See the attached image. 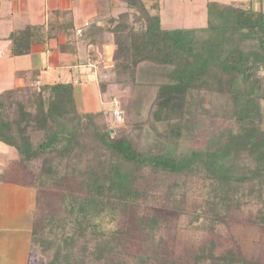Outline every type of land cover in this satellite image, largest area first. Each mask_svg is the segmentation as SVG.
<instances>
[{"label":"trees","instance_id":"1","mask_svg":"<svg viewBox=\"0 0 264 264\" xmlns=\"http://www.w3.org/2000/svg\"><path fill=\"white\" fill-rule=\"evenodd\" d=\"M252 2L208 1L204 26L166 29L162 0H111L115 15L87 25L77 41L69 38L86 42L84 64L97 61L102 103L117 98L126 110L121 127L111 128L104 110H81L73 83H31L0 93V143L21 165L40 161L41 178L74 184L81 193H64L62 218L50 216L40 229L32 225V248L44 252L51 245L36 233L59 228L60 243L47 264H129L128 255L147 264L153 256L128 254L123 236L130 230L149 241L159 229L163 218L148 205L149 189L183 200L189 184L201 183L211 215L198 216L211 223L240 207L247 191L264 202V7L263 0ZM45 40L42 26L17 31L12 55H27ZM107 45L113 50L104 62L99 54ZM141 208L149 212L135 228L117 224V217ZM251 222L264 227V203ZM190 257L192 264H253L232 250L215 255L212 243Z\"/></svg>","mask_w":264,"mask_h":264},{"label":"rangeland","instance_id":"2","mask_svg":"<svg viewBox=\"0 0 264 264\" xmlns=\"http://www.w3.org/2000/svg\"><path fill=\"white\" fill-rule=\"evenodd\" d=\"M210 1L230 3L226 0ZM257 1L253 0L252 5L254 6ZM110 2L111 0H107V3ZM248 2L249 0H244L242 5L248 6ZM206 3L207 0H162L163 27L173 29L204 26L206 24ZM78 7L82 12H85L84 15L94 10V5L90 1H82ZM76 97L79 107L85 112L104 110L106 121L111 128L121 127L127 123L128 114L121 106V102L115 98L109 104L102 103L94 83L79 87ZM261 115L264 128V102H261ZM39 136L41 137V135L34 136V143L40 140ZM8 150L9 147L0 143V175L4 173L6 181H11V184L15 185V189H13L15 196H12L10 203L12 208L14 209L15 203L19 202L22 213L27 209L29 222L34 225L35 229L44 227L50 216L55 215V217L62 218L61 202L64 193L71 191L81 195L75 185H55L52 181H48L44 177L41 178L38 175L40 171V161L38 160L21 165L15 160L14 155H10L4 164V156L7 152L9 153ZM166 183L168 185L172 183V180H167ZM189 186H192V190L185 188L186 197L183 200L179 196L174 198L168 193L165 194V191L149 189L148 205L159 212L163 221L149 241L138 232L132 233L130 230L126 232L123 236L129 242L126 252L153 256V259L147 264H192L190 257L192 253L212 243L215 255L232 250L239 252L248 262L264 264V227L256 226L251 222L252 216L257 213L264 202H259L255 194H250L247 191L240 207L227 212L222 211L218 214L220 217L216 220L217 223H211L209 218H204L211 215L209 205L205 202L208 188H204L201 183L195 181ZM147 212L149 211L141 208V210L131 213L130 218L117 217V224L127 226L130 223L135 228L138 218L147 215ZM201 213L205 216L199 217L198 215ZM225 214L228 215L227 221L222 220ZM58 222V219L56 222L54 219L51 224L58 225ZM86 223L87 221H84L83 227ZM117 224L106 223V227L113 229ZM85 230L86 232H84L89 235L90 229ZM39 232L38 236L45 240V245L49 243L51 249L44 252L40 247L34 245L36 254L31 259V264H47L55 252V247L60 243L61 236L58 227L53 228L52 232L44 229L39 230L36 236ZM123 257L126 258L127 255ZM126 259L129 264H139L129 255ZM115 261L118 262L117 257Z\"/></svg>","mask_w":264,"mask_h":264},{"label":"crops","instance_id":"3","mask_svg":"<svg viewBox=\"0 0 264 264\" xmlns=\"http://www.w3.org/2000/svg\"><path fill=\"white\" fill-rule=\"evenodd\" d=\"M82 1H90L94 10L84 15L85 12L78 7ZM226 1L238 4L244 0ZM110 13L115 15L117 11H111L107 0H0V93L31 83L64 82L79 87L94 83L98 89L97 61L91 58L87 61L88 65L84 64L86 42L81 40L74 44L72 40L69 43V38L77 41L83 28L93 21H99L98 24L102 25V19ZM67 18L71 23L59 26V22ZM30 26L44 28L45 42L32 45L27 55H12L13 34ZM112 50L113 47L107 45L99 58L107 62ZM8 151L4 156V164L10 155L16 158L12 149ZM4 175H0V264H31L36 253L31 245L32 225L29 214L27 209L21 212L19 202L12 208L10 203L12 196H15V185L6 181Z\"/></svg>","mask_w":264,"mask_h":264}]
</instances>
